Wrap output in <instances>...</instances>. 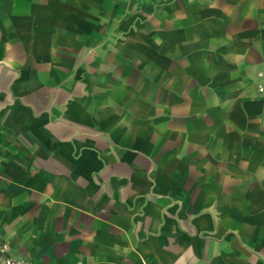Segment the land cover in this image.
<instances>
[{"label":"crops","instance_id":"crops-1","mask_svg":"<svg viewBox=\"0 0 264 264\" xmlns=\"http://www.w3.org/2000/svg\"><path fill=\"white\" fill-rule=\"evenodd\" d=\"M264 0H0V242L24 264H264Z\"/></svg>","mask_w":264,"mask_h":264},{"label":"built area","instance_id":"built-area-1","mask_svg":"<svg viewBox=\"0 0 264 264\" xmlns=\"http://www.w3.org/2000/svg\"><path fill=\"white\" fill-rule=\"evenodd\" d=\"M260 79L258 83L259 91H264V70L258 72ZM0 259L2 264H24V261L10 252V247L6 242H0Z\"/></svg>","mask_w":264,"mask_h":264},{"label":"rangeland","instance_id":"rangeland-1","mask_svg":"<svg viewBox=\"0 0 264 264\" xmlns=\"http://www.w3.org/2000/svg\"><path fill=\"white\" fill-rule=\"evenodd\" d=\"M0 264H2L1 259H0Z\"/></svg>","mask_w":264,"mask_h":264}]
</instances>
